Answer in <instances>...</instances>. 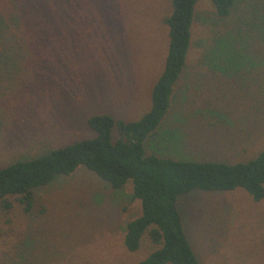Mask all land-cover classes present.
<instances>
[{"label": "rangeland", "instance_id": "1", "mask_svg": "<svg viewBox=\"0 0 264 264\" xmlns=\"http://www.w3.org/2000/svg\"><path fill=\"white\" fill-rule=\"evenodd\" d=\"M254 6L264 10V0H240L222 18L210 2L196 4L186 64L147 154L234 163L264 150V35L247 25ZM170 11V0H87L81 31H65L62 47L48 40L37 59L6 66L0 168L93 137L92 115L134 121L147 112ZM34 196L28 216L17 203L0 211V264H137L151 251L147 240L135 252L123 245L141 210L129 181L115 190L79 167ZM178 207L200 264H264V198L194 191Z\"/></svg>", "mask_w": 264, "mask_h": 264}, {"label": "trees", "instance_id": "2", "mask_svg": "<svg viewBox=\"0 0 264 264\" xmlns=\"http://www.w3.org/2000/svg\"><path fill=\"white\" fill-rule=\"evenodd\" d=\"M86 1L0 0V73L6 72V66L19 69L25 61L37 59L39 53L47 52L48 40L62 47L65 31H81L76 24L86 18ZM200 1L170 0L171 11L162 18L168 46L163 69L151 88L148 111L134 121L104 113L92 115L86 123L93 137L1 167L0 211L9 212L17 203L28 216L35 204L34 189L84 167L115 190L131 183L132 197L141 210L126 224L123 245L135 252L147 240L151 247L137 264H200L184 228L180 197L194 191L240 189L254 202L264 198V150L248 161L234 163L175 160L145 150L170 108L173 88L191 46L194 9ZM205 1L218 17L225 18L240 0ZM250 16L247 25L264 35V10L254 6ZM12 263L18 264L15 259Z\"/></svg>", "mask_w": 264, "mask_h": 264}]
</instances>
